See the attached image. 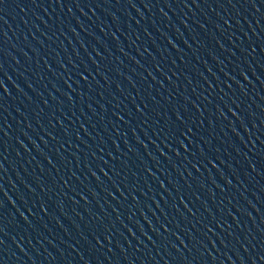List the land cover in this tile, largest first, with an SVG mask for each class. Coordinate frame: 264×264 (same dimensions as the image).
Returning a JSON list of instances; mask_svg holds the SVG:
<instances>
[{
	"label": "water",
	"instance_id": "95a60500",
	"mask_svg": "<svg viewBox=\"0 0 264 264\" xmlns=\"http://www.w3.org/2000/svg\"><path fill=\"white\" fill-rule=\"evenodd\" d=\"M49 2L51 0H36L35 3L33 0H6V6L0 11L6 21L0 22V29L6 33L4 47L8 53L0 58L7 72V77L0 75V79L8 89V95L2 101L7 109L3 112V119L7 121L5 131L8 135L4 138L7 151L0 148L3 153L0 156V187L6 193V197L0 194L3 202L0 225L8 233L0 237L6 246L0 253L4 264H84L85 261L88 264H127V261L132 264H165V261L175 264L172 257L177 253L153 233L146 220L153 229H159L160 223H164L185 243L191 232L202 241L204 248L200 245L196 248L203 253L207 264H240L237 255L246 261L240 244H244L251 254L253 248L260 247L264 235V171L257 175L248 167L251 162L257 171L264 169V159H261L264 152L257 155L258 150L264 149L260 143L264 140V126L261 125L264 119V55L261 54L264 20L260 19V13L248 6L220 8L215 0H208L211 8L203 0L199 8L188 0L189 8L180 5L171 9L162 3L159 8L145 9L136 0L139 15L136 9L123 3L116 6L103 4L101 8L93 6L91 11L81 5L82 12L71 6L69 12L54 2L49 7ZM16 3L24 8L23 12ZM40 3L44 6L39 7ZM258 7L264 13V6L258 4ZM160 9L167 13V19ZM224 19L228 20L227 25L223 23ZM200 24H204L203 29ZM169 39L175 48L168 43ZM93 47L100 56L92 51ZM85 67L92 73L91 76L84 73L87 86L76 75ZM241 71L248 77L247 81L240 76ZM64 80H68V85ZM241 88L244 93L240 92ZM67 96L72 97L71 103ZM184 96L188 97L187 101ZM221 97L225 103L230 102L228 97L237 100L240 108L232 107L241 120L223 109V105L224 117L217 116L213 106L220 104ZM189 101L197 104L202 115L196 113ZM133 103L145 113L144 123L140 122L141 116L135 112ZM173 108L181 115L186 109L193 119L199 115L200 123L194 125V130L200 129L209 148L219 149L217 154L224 163L214 162L230 184L226 185L222 176L210 166L207 170L201 168L198 174L185 164L192 172V178H189L180 167L182 157L172 156L160 144L164 116L167 114L172 118ZM113 112L127 122L118 120ZM209 119L212 120L211 127ZM241 121L247 131L241 127ZM48 132L55 139L50 138ZM236 134L243 143L237 140ZM137 138L145 147L137 143ZM153 140L155 145L151 143ZM125 143L134 152H129ZM195 143L193 138V144L188 145L190 150H195ZM200 143L203 148V142ZM157 148L168 155L167 161L159 155ZM45 156L52 164L44 159ZM101 158L108 164H103ZM172 162L177 165L175 171ZM145 166L156 179L169 177L175 180L194 215L175 200V190L165 180V187L173 191V197L169 198L144 171ZM99 167H103L112 179L104 176ZM89 168L96 172L99 180L89 174ZM117 171L119 176L114 174ZM132 173H136L135 177ZM180 173H184L183 180ZM193 179H198L203 187ZM65 183L68 187H64ZM125 184L129 187L125 188ZM103 189L112 191L116 199L109 197ZM76 193H82L87 202ZM132 196H135V202ZM170 200L176 203L183 217L170 206ZM41 202L46 204L47 215L40 211ZM16 208L24 211L26 216L31 211L39 220H33L32 227H28L20 220ZM209 213L213 218L211 221ZM164 216L175 223L165 221ZM232 216L236 217L239 227L233 223ZM216 217L227 224L217 228ZM100 222L108 225L109 239L100 238L103 247L95 245L89 235L92 225ZM204 223L209 224L212 232L203 228ZM128 228L132 229L131 235ZM180 228L185 231L181 232ZM141 230L156 241L155 247L140 235ZM160 232L161 236L165 235L162 229ZM229 232L233 236H229ZM81 235L93 247L85 245ZM235 236L241 238L240 243L236 242ZM167 239L180 247L179 241L170 233ZM185 255H188L186 251ZM192 255L200 259L196 251Z\"/></svg>",
	"mask_w": 264,
	"mask_h": 264
},
{
	"label": "snow or ice",
	"instance_id": "6c2138e0",
	"mask_svg": "<svg viewBox=\"0 0 264 264\" xmlns=\"http://www.w3.org/2000/svg\"><path fill=\"white\" fill-rule=\"evenodd\" d=\"M15 2V0H14ZM36 0H33V3H35ZM55 3L58 7L62 6L64 8H67L69 10V12H71V6L76 7L77 9H80L82 12V8L81 5H83V7H87L90 11L91 8L94 6L96 8H101L103 4H112V6H116L119 4H127V6L136 9L137 14L139 15V8L137 7V3L136 0H51V2L48 3V6L51 7L52 3ZM140 4L145 8L148 9L150 7L156 6L159 8V5L162 3L164 5V7L171 9L172 7L176 6H180L183 5L184 8H189V3L188 0H139ZM203 3H206L208 5L209 8L212 7L211 3H208V0H203ZM215 3L218 7L220 8H224V7H230L232 9L237 8V6H239L240 8H244L245 6L250 7L251 9H253L256 13H260V19L264 20V13H261V9L260 7H258V4L264 6V0H215ZM191 5L195 6L197 8L201 7V0H191ZM6 6V0H0V11H3V8ZM39 7H43V3H40L38 5ZM16 7L20 8V10L23 12L24 8L20 7V3H16ZM162 14L165 16V18L167 19V13H163L162 9H160ZM111 15V13H110ZM237 15H239V13L237 12ZM143 18V17H141ZM113 19H115V17H113ZM207 19V17H206ZM0 22L6 23V21H4L3 16H0ZM182 24L184 23L183 20L180 21ZM77 23H79V21H77ZM223 23L225 25L228 24V20L224 19ZM259 27V23L257 25ZM185 27H187V25H185ZM199 27L201 29L204 28V24H200ZM217 28H219V25H216ZM101 32L104 31L103 28L100 29ZM117 31H119V29H117ZM262 31H264V29H262ZM91 35V33H89ZM95 39V38H94ZM137 39H139V37H137ZM6 40V33L0 29V58L6 56L7 53V49L4 47V43ZM97 43H99V40H97ZM168 43L172 45L173 48L176 47L175 44L172 43V41L169 39ZM202 43V42H201ZM217 44H219V40L216 41ZM185 44L187 45V41H185ZM81 47H83V45H81ZM221 47H223L221 45ZM92 51L96 53L97 56H100L101 53L98 52L96 50L95 47L92 48ZM105 51H107V49L105 48ZM145 51H147V49H145ZM243 51V50H242ZM211 55V53H209ZM261 54L264 55V47L261 48ZM249 55H251V53H249ZM13 60H15V57H12ZM215 58V57H213ZM89 59L91 60V57H89ZM18 62V61H17ZM71 63V62H70ZM81 63H83V61H81ZM93 64H95L96 62L93 60L92 61ZM134 63H139V61H134ZM61 68H63V64L60 65ZM75 67V66H74ZM45 68H48V64L45 63ZM49 71H51V69H48ZM159 70V69H158ZM97 71H99V69L97 68ZM145 71H147V69H145ZM87 72L89 76H91V71H89V69L87 67H85L83 69V71H78L76 72V75L80 77L81 81H83L85 83V85H88V80L87 77L84 75V73ZM0 75H2L3 77H7V72L4 71V65L3 62H0ZM148 75L151 76L152 73L148 72ZM173 75H175V73H173ZM225 75H228L227 73H225ZM240 76L247 81L248 77L245 75V73L243 71L240 72ZM167 79V77H165ZM70 79V77H69ZM127 79V77H126ZM153 79H155V77H153ZM230 79H234L232 77H230ZM257 79H260V77H257ZM107 82V81H106ZM131 83V81H129ZM205 83H207V81H205ZM64 84L68 85V80H64ZM29 87H31V85H29ZM70 87V85H69ZM209 87H211V85L209 84ZM117 89H119V85H117ZM76 91V90H74ZM241 93H244V89L241 88L240 89ZM0 93H2V95H0V148H2L4 151H7V145L5 142V137H7L8 133L5 131V128L7 127V121L3 119V112L7 111V109L4 107L3 104V98L5 96L8 95V89L4 86L3 80L0 79ZM51 95V94H49ZM67 95V94H65ZM77 95H79V92L77 91ZM209 95H211V93H209ZM67 99L69 101V103H71L72 101V97L71 96H67ZM184 100H188V97L184 96L183 97ZM205 100H207V97L204 98ZM229 99V103H225L223 100V97H221V101L220 104H216L213 107L215 108V113L217 114V116L219 117H224V111L221 108V105H223V109H226L228 113H230L233 117H235L237 120H241V117L239 115H237V113L233 110L232 105H235L236 108H240V104L237 103L236 99H232V97H228ZM238 99V98H237ZM43 102V101H42ZM209 103H211V101H208ZM46 103V102H45ZM141 104H143V101H140ZM189 103L191 104L192 108L196 109V113L199 115H202V113H200V108L197 106V104L195 102L189 101ZM89 110L91 111V106L89 105ZM148 105H145V108H147ZM101 108H103V105H101ZM133 108L135 109V112L138 113L141 116V123H144V117H145V113L141 110L140 106L133 103ZM262 111H264V109H262ZM61 115H63V113H61ZM113 116H116L118 120L123 121V122H127L124 120L123 116H120L117 112H113L112 113ZM157 115H159V113H157ZM199 115L196 116L195 119H193L192 116L187 115V110L185 109V113L184 115H181V113L177 112L174 108L171 109V117L169 118V116L167 114H165L164 116V125H163V129L160 133V136L162 138H160V144L163 145L164 148L168 149V151L171 153L172 156L175 157H182L181 162H180V167H182L184 169V172L187 173L189 178H192V172L188 170V167H185L186 165H189L191 167V169L195 170L196 173H200L201 168H204L205 170H207V168L210 166L212 169H214L218 175L222 176V173L220 172V170L217 168V164L214 161H219L221 164L224 163V161L220 158V156L217 154L219 152V149H216L215 147L209 148L208 147V142L207 140H205V137L200 134V129L199 128H195L194 130V125L199 124L200 120H199ZM251 115V114H250ZM57 123H59V119L57 118L56 120ZM49 124H51V121H49ZM208 124L209 127H211L212 125V120L209 119L208 120ZM261 125L264 126V119L261 120ZM81 128H83V125H80ZM241 127L245 129V131H247V127L245 126V124L241 121ZM253 127H255V125H253ZM233 133H235V129H232ZM50 138L55 139V136H53V134L51 132L46 133ZM87 134V133H86ZM153 135H156V130H153ZM209 135H211V133H209ZM78 140L80 139L79 134H77L76 137ZM193 138L196 139V143H195V150L192 151L190 150V148L188 147V145H192L193 144ZM236 138L237 140H240L241 143H243V140L240 138L239 134H236ZM257 140L260 139V137H256ZM83 143V141H81ZM187 142V143H186ZM203 142L204 147H201V143ZM17 143L20 144L21 147H24V145L22 144V142L17 139ZM113 145L115 146V141L112 142ZM137 143H139L141 145V147H145L144 142L142 140H139L137 138ZM151 143H153V145H155V140L151 141ZM249 143H251V140H249ZM260 143L262 145H264V140H261ZM61 147H63V145H61ZM125 147L127 146V143H125ZM253 148H256V145H253ZM207 149V151L205 150ZM235 150V149H234ZM252 149H249V151H251ZM128 151L129 152H134V149L128 147ZM145 151L147 152V149L145 148ZM156 151L159 153V155L161 157H163L166 161L169 159L168 155L162 151L160 148H157ZM261 152H264V149H260L257 152V155H260ZM3 153L0 152V156H2ZM17 155H19V153H17ZM109 156H111V153L108 154ZM150 158L151 154L148 153ZM44 159L49 163L52 164V161L48 158V156H45ZM137 159H139V157H137ZM261 159H264V156H261ZM117 160H119V157H117ZM101 162L103 164H108L107 161H104L103 158H101ZM156 163H159V161H156ZM54 166V165H53ZM55 167V166H54ZM171 167L173 168V170H177V165L175 162L171 163ZM249 168L252 169L253 172H256L257 175H260L262 171H264V169H261L260 171H257V169L251 164V162L248 165ZM159 171V169H157ZM89 174L96 180H99V178L96 176V172L92 171L91 168L88 169ZM99 171L106 177H108L109 180L112 179L111 176H108V173L104 171L103 167H99ZM109 171H113V168L110 166L109 167ZM144 171L148 172L150 176L153 177V179L155 180V183L158 185V187L160 189L163 190L164 193L167 194V196L169 198L173 197V191L175 190V200L179 201V203L183 206V208L189 213L194 215L192 208H189L188 204H186L184 202L183 196L181 195L180 192V188L178 186V184L176 183L175 180L169 178V177H165L164 180L161 179H156L154 174L151 173V171L148 169L147 166L144 167ZM115 175L119 176L120 173L117 171L114 173ZM133 177H135L136 173H132ZM72 176H75V173H72ZM181 179H184V173H180ZM224 179V183L230 184L231 181H229L226 177H223ZM61 181H63V177H60ZM165 180L167 181V183L169 185H171V189L165 187ZM186 184L188 183L187 180L184 181ZM194 183H199L200 187H203V184L199 182L198 179H193ZM113 188H115V190L117 192H119L121 197H124V193L120 192V189L118 187H116L115 184L112 185ZM125 188H128L129 185L125 184L124 185ZM64 187H68V185L65 183ZM132 187H135V185L133 184ZM217 187H219V185H217ZM31 191V189H29ZM104 191L107 192V195L109 197H111L112 199H116L115 196H113L112 191L107 190V189H103ZM221 191H223L224 189L221 188ZM41 191H43V188H41ZM74 191V189H73ZM89 193H91L92 195H95L92 192V189H88ZM0 194H3L6 197V193H4L3 188L0 187ZM61 194L63 195V192H61ZM77 195L80 196L81 200H85V197L82 193H76ZM129 195H131V192H129ZM69 199H71V196L68 197ZM39 199V198H38ZM135 196H132V200L133 202H135ZM161 199L163 200L164 197L162 196ZM197 199H199L197 197ZM85 202H87L85 200ZM9 203H12V201L9 199ZM153 203L155 204V201L153 200ZM250 203V202H249ZM33 207H35L36 205L33 204ZM170 206L176 210V212L181 215V217H183V213L180 212V209L176 206V203L171 202L170 200ZM13 207H15V205H13ZM40 211L44 212L47 215L46 212V204L44 202H41L40 205ZM145 207H147V205H145ZM157 207H159V205H157ZM233 207H235V205H233ZM3 208V202L0 201V209ZM17 214L19 215L20 220L27 225L28 227H32V221L33 220H39L38 216H35L31 211H28L26 209V211H28V215H25L24 211H21L19 208L15 209ZM86 211H88L87 209H85ZM239 211V209H237ZM113 211L115 212L116 209L114 208ZM205 211L207 212L208 209L205 208ZM79 215V214H77ZM94 215V214H93ZM161 215H164V210L161 209ZM228 215H232V213H228ZM0 217H2V214H0ZM31 217V219H30ZM209 218L210 221L213 219L211 216V213H209ZM97 221H99V217L96 218ZM117 220H119V216L116 217ZM164 220L168 221V217L164 216ZM215 220V224L217 228H221L222 224H227V221L222 220V218L220 217H216L214 218ZM232 221L233 223H236V226L239 227V224L236 221V217L232 216ZM146 223L149 224V228L153 231V233L160 238L163 242L167 243L168 248L174 249L175 252L177 253L176 257H172V259L175 261V264H207V261H205L203 259V253H200L199 250L196 248V245H200L201 248H204V245L202 243L201 240L195 238L191 232H188V243H185V240L182 239L179 235H177L176 231H172L171 229H169L168 227L165 226L164 223H160L159 225V229H153L152 225L150 222H148L147 220L145 221ZM169 223H175L174 220L172 221H168ZM197 223H200V221L198 220ZM57 224H59V221H57ZM139 227V226H138ZM193 227H195L193 225ZM203 228H205L207 230V232H212V228L209 226L208 223H204L203 224ZM107 229H108V225L104 224L103 222H100L99 224H93L92 227L89 230V235L91 236L92 240L95 242V245H100L101 247H103L101 245V237L107 241L109 239V236L107 234ZM163 230V233L165 234L164 236H161V232L160 230ZM129 235L132 234V229L128 228L127 229ZM180 231L183 232L185 231L184 228H180ZM170 233L172 237H175V239L177 241H179L180 247H177V245L175 243H173L171 240L167 239V234ZM8 233L5 231L4 227L2 225H0V237L2 236H7ZM141 236H144L145 239L149 240L150 243L153 244V246H156V241L152 239V237L147 236L146 233H144L142 230L140 232ZM229 236H233L232 232L228 233ZM237 243H240V237L239 236H235L234 237ZM255 239V238H253ZM81 240L83 241V243L85 245H88L90 248L93 247V245H91L88 241V239L86 237H84L83 235H81ZM15 239L13 238V243H15ZM210 242V241H209ZM125 243H127V239H125ZM137 243H139V241H137ZM221 243H223V241H221ZM17 247H19V245L17 244ZM69 247H72V245L70 244ZM240 247L244 249L245 255L247 257V260L245 261V259H242L239 255L236 256L237 260H239L240 264H264V235L261 236L260 239V247L259 248H253L251 251V254H249V249L245 247L244 244H240ZM182 249L184 251H182ZM6 250V246H5V241L4 239L0 238V253H3ZM205 251H207V249H204ZM21 251H23V249H21ZM109 251H111V249H109ZM121 251H123V249H121ZM185 251L188 253V255H185ZM196 251L197 255L200 257V259H197V256H193L192 252ZM167 255V252H166ZM209 258H211V254L209 253ZM125 260L127 261V258L125 257ZM0 264H4V258L3 255H0ZM84 264H88L87 261L84 262ZM127 264H132L131 261H127ZM142 264V262H141ZM165 264H169L168 261H165Z\"/></svg>",
	"mask_w": 264,
	"mask_h": 264
}]
</instances>
